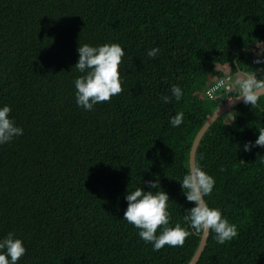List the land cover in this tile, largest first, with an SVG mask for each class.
Segmentation results:
<instances>
[{"label":"trees","instance_id":"trees-1","mask_svg":"<svg viewBox=\"0 0 264 264\" xmlns=\"http://www.w3.org/2000/svg\"><path fill=\"white\" fill-rule=\"evenodd\" d=\"M85 43L125 50L123 91L92 111L75 96ZM258 57L264 0H0V107L24 129L0 145V238L24 241L18 264H188L201 234L154 250L123 220L125 194L158 174L170 224L183 225L193 140L226 101L207 91L259 66L264 78ZM174 84L184 95L165 104ZM262 109L264 95L239 103L200 141L195 165L216 180L206 199L239 233L225 244L209 234L197 264H264V147L243 151L264 129Z\"/></svg>","mask_w":264,"mask_h":264},{"label":"clouds","instance_id":"clouds-1","mask_svg":"<svg viewBox=\"0 0 264 264\" xmlns=\"http://www.w3.org/2000/svg\"><path fill=\"white\" fill-rule=\"evenodd\" d=\"M77 51L78 62L73 68L81 75L74 80L76 103L79 107L92 111L97 103L110 101L114 95L123 91L120 66L125 50L119 43L98 46L85 43L79 44ZM159 52L158 47L151 48L147 55L155 58ZM229 86L239 90L237 99H242L252 107L257 106L260 96L264 95V78H258L257 70L238 73L231 79ZM171 93V96H161L165 104L170 103L173 98L180 101L184 95L178 84L172 85ZM11 112L12 108L8 104L0 107V145L8 144L24 134V129L10 116ZM184 115L183 111H179L172 116L171 126L179 127L184 122ZM258 132V138L254 142L246 141L243 144V151L251 152L255 147H264V129ZM145 183L148 190L137 187L126 192L124 198L127 208L124 210L123 220L139 229V237L146 243H151L154 250L158 251L165 245L183 246L193 231L201 235L214 232V239L218 244H225L238 236L237 224L230 222L220 208L209 205L206 197L213 192L216 180L202 167L189 168L179 181L186 200L192 204L190 208L184 209L183 225L170 224V196L161 188L158 174ZM26 252L24 241L14 232H8L0 238V264H18Z\"/></svg>","mask_w":264,"mask_h":264},{"label":"water","instance_id":"water-1","mask_svg":"<svg viewBox=\"0 0 264 264\" xmlns=\"http://www.w3.org/2000/svg\"><path fill=\"white\" fill-rule=\"evenodd\" d=\"M237 98H238V96L228 100L227 102H225L224 104L219 106L215 110V112H213V114L205 121L203 126L197 132V134L193 140L190 152H189V160H188L189 168H195L196 167V165H195L196 151L198 149L200 141L202 140L203 136L208 131V129L211 127V125L213 123H215V121H217L221 116H223L225 114H230L232 112V110L234 109V107H236L239 103L243 102L242 99H237ZM208 237H209V234L200 236L198 246H197V248H196V250H195V252H194L193 256L191 257L188 264H197L199 258L201 257V255L205 249V246H206L207 241H208Z\"/></svg>","mask_w":264,"mask_h":264},{"label":"built area","instance_id":"built-area-1","mask_svg":"<svg viewBox=\"0 0 264 264\" xmlns=\"http://www.w3.org/2000/svg\"><path fill=\"white\" fill-rule=\"evenodd\" d=\"M253 62L256 64H264V59L263 58H256ZM262 72V66L258 67V73ZM223 82V83H221ZM218 82L215 86L211 87L207 91V95L209 99L213 101H222V100H229L231 99V96L239 94L238 89H234L230 87V83H226L225 81ZM217 87H222L221 91L217 90Z\"/></svg>","mask_w":264,"mask_h":264},{"label":"rangeland","instance_id":"rangeland-1","mask_svg":"<svg viewBox=\"0 0 264 264\" xmlns=\"http://www.w3.org/2000/svg\"><path fill=\"white\" fill-rule=\"evenodd\" d=\"M258 58H259V57H258ZM224 81H225L226 83H231L230 81H227V80H224ZM231 99H232V98H231ZM229 100H230V99H229ZM227 101H228V100H226L225 102H227ZM219 102H220V101H219ZM225 102H224V103H225ZM224 103H223V104H224Z\"/></svg>","mask_w":264,"mask_h":264}]
</instances>
